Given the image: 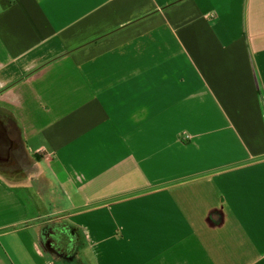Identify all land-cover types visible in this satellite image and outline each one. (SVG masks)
Segmentation results:
<instances>
[{"label": "crops", "instance_id": "0c3cea01", "mask_svg": "<svg viewBox=\"0 0 264 264\" xmlns=\"http://www.w3.org/2000/svg\"><path fill=\"white\" fill-rule=\"evenodd\" d=\"M5 116L0 264H264V0H0Z\"/></svg>", "mask_w": 264, "mask_h": 264}, {"label": "flooded vegetation", "instance_id": "af4514ba", "mask_svg": "<svg viewBox=\"0 0 264 264\" xmlns=\"http://www.w3.org/2000/svg\"><path fill=\"white\" fill-rule=\"evenodd\" d=\"M11 140V150H15V155L11 151V162L17 161L20 158H23L20 150L16 149V141L10 135ZM70 232V230H69ZM66 231L65 228L60 225L54 224L52 227L46 228L44 234L48 247H52L56 255L61 259L63 264H79L81 261L78 258V251L81 247L80 240L77 241V233L72 234ZM70 235V236H69Z\"/></svg>", "mask_w": 264, "mask_h": 264}, {"label": "water", "instance_id": "95a60500", "mask_svg": "<svg viewBox=\"0 0 264 264\" xmlns=\"http://www.w3.org/2000/svg\"><path fill=\"white\" fill-rule=\"evenodd\" d=\"M10 142L8 140V134L6 129L4 128V125L2 121L0 122V163L7 162L10 158ZM53 225H50L49 227H52ZM74 234L75 232L77 233V241L80 240V237L78 235V232L75 230V228L71 227L69 229H66V231ZM69 232V233H70Z\"/></svg>", "mask_w": 264, "mask_h": 264}, {"label": "rangeland", "instance_id": "374dc122", "mask_svg": "<svg viewBox=\"0 0 264 264\" xmlns=\"http://www.w3.org/2000/svg\"><path fill=\"white\" fill-rule=\"evenodd\" d=\"M1 112L3 113L2 110H1ZM5 117H6V116H5ZM6 119H7L8 121L11 122V127H12V131H11V133H12V138L16 141V140L18 139V137H19V130H18L17 128L14 130V127H13V126H14V123L11 121L10 118L6 117ZM11 151H12V153H13L14 155L16 154L14 149H12ZM26 161H28V160H26ZM14 162H16V161H14ZM4 163H6V162H4ZM24 163H25V162H24ZM0 164H3V163H0ZM83 254H84V257H85V255L88 256V253H87V252H85V253H83ZM84 257L81 255L82 260L80 261V264H93V263H94V260H93V258H92V256H91V253H90V257L87 258V260L84 259Z\"/></svg>", "mask_w": 264, "mask_h": 264}, {"label": "built area", "instance_id": "2783aa9c", "mask_svg": "<svg viewBox=\"0 0 264 264\" xmlns=\"http://www.w3.org/2000/svg\"><path fill=\"white\" fill-rule=\"evenodd\" d=\"M42 152H43V150H39L37 153L41 155V154H42Z\"/></svg>", "mask_w": 264, "mask_h": 264}]
</instances>
